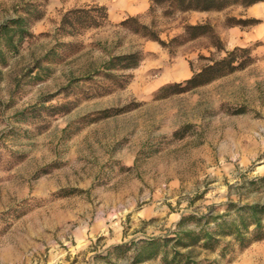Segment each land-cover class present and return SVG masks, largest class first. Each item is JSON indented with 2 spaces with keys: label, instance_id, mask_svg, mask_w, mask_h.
Segmentation results:
<instances>
[{
  "label": "rangeland",
  "instance_id": "374dc122",
  "mask_svg": "<svg viewBox=\"0 0 264 264\" xmlns=\"http://www.w3.org/2000/svg\"><path fill=\"white\" fill-rule=\"evenodd\" d=\"M132 3L0 0V264H134L182 218L193 227L229 205L227 220L264 205V2L168 14L149 0L138 15ZM94 5L108 12L101 27H60L66 12ZM18 17L24 37L10 46L1 29ZM130 17L165 46L120 24ZM195 24L210 30L190 41L184 27ZM234 48L252 62L156 99ZM136 51L138 67L108 76L111 57ZM193 259L264 264V239L222 257L196 246Z\"/></svg>",
  "mask_w": 264,
  "mask_h": 264
},
{
  "label": "trees",
  "instance_id": "16d2710c",
  "mask_svg": "<svg viewBox=\"0 0 264 264\" xmlns=\"http://www.w3.org/2000/svg\"><path fill=\"white\" fill-rule=\"evenodd\" d=\"M152 4H167L168 14L179 12H211L222 11L233 5L242 7H251L255 4L264 2V0H151ZM108 21V12L106 7L94 5L86 8L72 9L66 12L61 19L60 27L70 31L87 30L99 28ZM26 22L22 17L11 19L4 23L1 32H4L5 41L10 45L15 35H19V39H23L25 33L23 24ZM133 23L134 33L140 34L144 38L157 42L162 47L165 42L162 41L152 27L140 24L137 18L130 17L122 21L121 25ZM207 25L195 24L186 25L184 27L185 34L189 40H195L209 32ZM11 46V45H10ZM243 55L245 59L242 61L238 56ZM209 63L194 72L189 79L183 82L174 83L161 87L156 99H163L173 94H181L192 91L198 87L204 86L217 80L237 69H243L252 62L250 51L244 48H234L226 55L218 60L208 59ZM142 55L139 52H130L120 54L110 58L104 69L111 76L113 72L127 71L139 66ZM112 72V73H111ZM264 181V177L259 178ZM234 205H229L224 214H206L203 216V222L199 221L195 226L187 225V220L182 218L176 225V229L172 233V237L161 239L160 241L150 240L144 242V246L149 249L145 255L139 251L134 264H142L146 261L160 258L161 264H191L193 259L194 248L200 246L204 249H211L214 252L218 250L221 257L225 255V249L232 243L244 245L246 241H260L264 239V205L259 203L246 204L235 207V215L230 219H226L227 215L231 216V209ZM224 246L221 243L227 241ZM159 242V243H158ZM121 246H116L115 250H119ZM141 256V257H140Z\"/></svg>",
  "mask_w": 264,
  "mask_h": 264
},
{
  "label": "crops",
  "instance_id": "0c3cea01",
  "mask_svg": "<svg viewBox=\"0 0 264 264\" xmlns=\"http://www.w3.org/2000/svg\"><path fill=\"white\" fill-rule=\"evenodd\" d=\"M132 1H133L131 5L132 14L138 15L147 11L149 7V0H132ZM185 14H202V12H189Z\"/></svg>",
  "mask_w": 264,
  "mask_h": 264
}]
</instances>
